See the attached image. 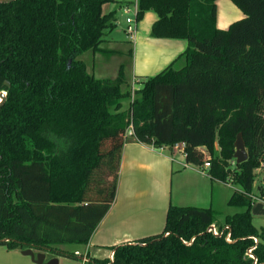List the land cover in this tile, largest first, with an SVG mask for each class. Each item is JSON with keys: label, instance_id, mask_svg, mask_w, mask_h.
Instances as JSON below:
<instances>
[{"label": "trees", "instance_id": "obj_1", "mask_svg": "<svg viewBox=\"0 0 264 264\" xmlns=\"http://www.w3.org/2000/svg\"><path fill=\"white\" fill-rule=\"evenodd\" d=\"M110 1L0 3V91L7 92L0 106V244L76 257L60 245L88 244L109 212L132 130L156 149L184 142L187 163L201 169L206 147L208 175L241 187L228 204L242 210L225 215L220 227L229 229L217 236L207 229L219 222L218 210L171 204L162 232L114 246L113 261L85 264H253L246 255L251 236L259 237L255 254L264 263V231L252 215L264 161V0H232L245 17L227 29L217 26V0H138L139 21L148 10L159 16L153 37L185 38L189 46L137 81L124 110L131 97L124 67L116 78H98L79 57L98 51L114 26V13L102 10ZM239 133L248 159L233 170Z\"/></svg>", "mask_w": 264, "mask_h": 264}, {"label": "crops", "instance_id": "obj_2", "mask_svg": "<svg viewBox=\"0 0 264 264\" xmlns=\"http://www.w3.org/2000/svg\"><path fill=\"white\" fill-rule=\"evenodd\" d=\"M135 2L138 0H113L105 3L102 8L103 13H114L115 16L114 26L107 31L102 44L106 41L121 45H124V41L129 43L127 44L129 46L127 55L131 58V75L129 76L133 79L132 82L143 81L149 76L156 75L177 59L189 46L185 38L152 36V26L159 17L154 10L146 11L143 18L138 21L134 38L131 39L126 33L127 22L123 29L125 38L121 40L114 38L111 30L114 27L116 29V25L120 24V13H126L124 5H133ZM244 17L243 10L232 0H217V26L219 28L227 29L233 22ZM102 44L98 51H87L81 55L88 71L98 78H116L121 68L124 67L126 74V65L122 63L119 67L117 66L118 70L114 77L104 76L110 65L104 57L105 54L108 57H115V54L122 49L119 47L117 49L116 46L105 48ZM88 52H92V64H89V57H86ZM96 56H101L97 63ZM182 61L179 59L178 63ZM126 78L129 81L127 74ZM132 134L133 131H129V138L123 147L116 199L93 233L89 243L79 244L78 247H72V249L62 248L74 253L76 257H70L63 252L57 254L51 251L47 253V260L57 257L59 264H85L83 257L88 260L109 258L114 246L162 232L171 204L208 207L209 204L206 203L212 202L208 199V195L213 193L215 186L217 184L219 187L222 184L229 186L228 182L212 180L206 171L187 163L185 153L182 151L183 142L178 143L179 148L173 145L156 149L136 140ZM188 199H192V204L187 202ZM38 251L35 250V252ZM0 264L37 263L32 260L31 256L23 254V250L11 249L7 245L0 244Z\"/></svg>", "mask_w": 264, "mask_h": 264}, {"label": "rangeland", "instance_id": "obj_3", "mask_svg": "<svg viewBox=\"0 0 264 264\" xmlns=\"http://www.w3.org/2000/svg\"><path fill=\"white\" fill-rule=\"evenodd\" d=\"M126 17H127L126 13H124V12L120 13V15H119L120 24L116 25V29L114 27L111 30V32L114 33V38H116L117 40H121V39L125 38V32L123 29L126 26ZM123 43H124V45H121L120 43L112 44V43H110V42L108 43L106 41L104 44H102V47H105V48L106 47L112 48V47L116 46L115 48H117V49L121 48L122 49V51H119L118 53L115 54V57L114 56L108 57V55H106V54L104 56L105 59L107 61H109L108 63L110 64L109 69L106 73H104V76L114 77L117 70H118L117 68L120 66V64L123 63L126 65V74L129 78V81L127 80V83H125L123 85V89H126V90L130 89L131 97L129 99L124 100L122 110L127 109L129 107V104L131 103L132 99L134 98L137 89L141 85V82H137L136 80L134 82H132L133 79H131L130 78L131 76H129V75H131V72H130L131 58L127 55L128 54L127 48H129V46L127 44H129V43L125 42V41ZM91 53L92 52H88V54L86 56V57H89V60H88L89 64L93 63V58H92ZM79 57L81 58V56H79ZM100 59H101V56H96V58H95L96 63L99 62ZM183 64H184V61L179 62L177 67H181ZM89 67L91 68L90 65H89ZM96 76H99V75L96 74ZM206 153H207V156L210 155L209 150ZM231 167L233 170H235V168L237 167L236 161H231ZM235 174H236V171H232V176H231L232 179L234 178ZM232 179H230V181H232ZM240 189H241V187L235 183L229 182V186H224L222 184L221 187H219L217 184L213 190V193L208 195V199L212 200V202L208 201V203H206V204H209L208 207L213 206V208H215L216 210H218L220 212L219 220L221 222H223L226 214H233L237 211L242 210V208H240V207L230 206L228 204L229 199H230L232 193L234 192V190L240 191ZM262 190L264 191V161H262L261 166L256 169V181H255V187H254L255 202H254L253 207H252V215L254 218V223L258 227L260 232L264 231V194L262 193ZM183 200H186V199H183ZM187 202L191 203L192 199H188ZM210 205H212V206H210ZM217 224L220 226V222H218ZM78 246H79V244H72V243L60 245L61 248H69V249H72V247H78Z\"/></svg>", "mask_w": 264, "mask_h": 264}, {"label": "built area", "instance_id": "obj_4", "mask_svg": "<svg viewBox=\"0 0 264 264\" xmlns=\"http://www.w3.org/2000/svg\"><path fill=\"white\" fill-rule=\"evenodd\" d=\"M123 8H124V11L126 12V14L129 15L127 17V19H126V22H127L126 33L132 39V38H134V36H135V34L137 32V23H138L137 14H138V10H139L138 2H135L133 5H124ZM132 100H134V98ZM175 147L179 148L178 143L175 144ZM182 147H183L182 151H184L185 143H184V146H182ZM207 151H208V149L206 147L202 148V152H204V154L206 155V158H207L202 170L206 171V172H207V170L209 169V167L211 165V163L209 161L210 155L207 156V153H206ZM254 198H255V196H254ZM225 229H229V226L228 225H224V227L221 228L217 223H212L208 227L207 230L209 232H212L214 235L221 236L224 233ZM166 234L168 235L169 232H167ZM251 238H253L255 243L247 249L246 255L248 257H250L251 259H253V264H264V263H259L258 262V258H257L256 254H255V249L257 248V245L259 243V237L251 236ZM193 240L194 239H192L191 241L184 240V242L186 244H190ZM226 240L229 241V242L233 241L232 236H231V232L227 233ZM83 258H84L83 259L84 262L88 261V259L86 257H83ZM109 259L112 260V261L114 260L113 251L110 253Z\"/></svg>", "mask_w": 264, "mask_h": 264}, {"label": "water", "instance_id": "obj_5", "mask_svg": "<svg viewBox=\"0 0 264 264\" xmlns=\"http://www.w3.org/2000/svg\"><path fill=\"white\" fill-rule=\"evenodd\" d=\"M9 1H13V0H0V3L9 2ZM6 98H7V92L1 90L0 91V106L5 102ZM235 146H236V152H235L236 162L242 163L246 161L248 159V151L246 149V145H245V141H244L242 133L238 134L236 142H235ZM35 250H38V249L29 247L23 250V254L31 256L32 260L35 261L37 264H59V259L57 257L47 260V253L51 252L50 248H44L42 249L43 251L39 250L38 252H35ZM113 253H114V250H113Z\"/></svg>", "mask_w": 264, "mask_h": 264}]
</instances>
